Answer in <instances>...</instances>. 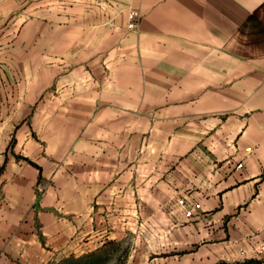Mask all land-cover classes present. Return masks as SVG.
<instances>
[{
	"label": "crops",
	"instance_id": "crops-1",
	"mask_svg": "<svg viewBox=\"0 0 264 264\" xmlns=\"http://www.w3.org/2000/svg\"><path fill=\"white\" fill-rule=\"evenodd\" d=\"M125 236L264 260V0H0V264Z\"/></svg>",
	"mask_w": 264,
	"mask_h": 264
},
{
	"label": "rangeland",
	"instance_id": "rangeland-1",
	"mask_svg": "<svg viewBox=\"0 0 264 264\" xmlns=\"http://www.w3.org/2000/svg\"><path fill=\"white\" fill-rule=\"evenodd\" d=\"M158 256V255H157ZM56 264H157L145 258L143 244L125 236L120 241L109 242L99 251L83 258H69Z\"/></svg>",
	"mask_w": 264,
	"mask_h": 264
},
{
	"label": "built area",
	"instance_id": "built-area-1",
	"mask_svg": "<svg viewBox=\"0 0 264 264\" xmlns=\"http://www.w3.org/2000/svg\"><path fill=\"white\" fill-rule=\"evenodd\" d=\"M138 24H139V15L135 10H129L127 12V29L129 31H135L138 28ZM249 150V149H247ZM242 164L239 163L237 164V168H241ZM178 204H183V200H178ZM199 204H194V208H198ZM192 214V209H189L185 212V216L186 217H190ZM260 250L264 251V243L260 245Z\"/></svg>",
	"mask_w": 264,
	"mask_h": 264
},
{
	"label": "trees",
	"instance_id": "trees-1",
	"mask_svg": "<svg viewBox=\"0 0 264 264\" xmlns=\"http://www.w3.org/2000/svg\"><path fill=\"white\" fill-rule=\"evenodd\" d=\"M217 264H264V260H262V259H249V260H244L242 262H233V263L219 262Z\"/></svg>",
	"mask_w": 264,
	"mask_h": 264
}]
</instances>
